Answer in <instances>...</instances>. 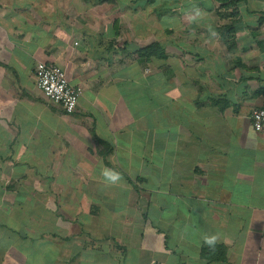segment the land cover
Instances as JSON below:
<instances>
[{"label":"crops","instance_id":"crops-1","mask_svg":"<svg viewBox=\"0 0 264 264\" xmlns=\"http://www.w3.org/2000/svg\"><path fill=\"white\" fill-rule=\"evenodd\" d=\"M178 1L0 0V264H264V0L158 13ZM196 6L203 31L180 25ZM152 44L165 59L134 54ZM38 62L82 88L73 114L37 89ZM105 166L151 189L108 186Z\"/></svg>","mask_w":264,"mask_h":264},{"label":"built area","instance_id":"built-area-1","mask_svg":"<svg viewBox=\"0 0 264 264\" xmlns=\"http://www.w3.org/2000/svg\"><path fill=\"white\" fill-rule=\"evenodd\" d=\"M34 77L37 89L47 102L61 107L68 115L76 111L82 88L71 85L61 68L38 62L34 68ZM250 119L254 132L264 133V109L253 110Z\"/></svg>","mask_w":264,"mask_h":264},{"label":"rangeland","instance_id":"rangeland-1","mask_svg":"<svg viewBox=\"0 0 264 264\" xmlns=\"http://www.w3.org/2000/svg\"><path fill=\"white\" fill-rule=\"evenodd\" d=\"M197 3H200V2H193V3H190V2H185V1H181V0H179L178 2H177V4L176 3H174L173 5H171L169 2L166 4V5H164V6H158V13H162L164 10L165 11H167V10H182V11H186V9H187V6L188 5H190V4H193V5H196ZM209 5H211V3L209 4ZM216 7V9L217 10H219L220 8L218 7V5L217 6H215ZM232 8L234 7V5L233 6H231ZM162 8V9H161ZM193 10H196V9H202V7H200V6H196V7H193L192 8ZM191 9V10H192ZM229 9H231V8H229ZM161 10V11H160ZM179 10V11H180ZM221 10V9H220ZM221 11H223L224 12V10H221ZM190 16V15H189ZM217 20H222L221 18H218ZM225 20V19H224ZM179 21H180V25H182L181 23H187V21H193V25H194V27H196V26H200V29H199V31H203V27L205 26V27H209V25L211 24V20L210 19H208L207 17H201V16H198V17H194L193 19H190L189 17L188 18H183V17H179ZM226 41V43H227V39H226V37H224V39H222V42L223 41ZM226 43H224L225 45H226ZM228 48L226 49V51L228 52ZM230 51V50H229ZM249 56H250V53L248 54V59H249ZM121 173V172H120ZM122 174V176H123V181H128V183H131V185H136V186H139L138 184L139 183H142L143 185H142V187L143 188H146L145 190H149V189H151V187H150V185H149V183H148V179H138V178H136V177H134V176H127L126 177V175H129V173H127L126 175L124 174V173H121ZM31 179L32 180H34V181H37L38 182V185H42V181H43V178H30L29 177V183H30V181H31ZM5 182H7V185H10L12 182H13V179H4L3 180V183L4 184H6ZM21 184L22 185H25L26 184V178L23 180V181H21ZM140 187V186H139ZM146 194H148V192H145V193H142L141 194V197L143 198V197H145L146 196ZM32 195V194H31ZM30 196V195H29ZM88 196H90V195H87V194H84L83 195V202H82V204L84 205L85 203L87 204V201H86V199L88 198ZM113 198L114 197H117L118 195H111ZM5 197V196H4ZM14 197H16V195L15 194H10L9 195V198H10V200L12 199V198H14ZM25 197V195L24 194H20L19 195V198H24ZM50 197V199L52 200L51 202H53V201H55V203L54 204H49L48 202V198ZM60 197V195L59 194H48V193H38V194H35V203L33 204L34 205V207H35V204H40V205H42V206H44V208H46L47 209V207L48 206H50L52 209L51 210H54V208H56L54 205L56 204V202H57V199ZM29 205H31L30 203H29ZM3 209V208H2ZM5 209V208H4ZM1 210V209H0ZM7 210V209H6ZM32 211H34V210H29V212L32 214ZM23 212H25V214H27V211H23ZM23 212L22 211H17V210H15L14 211V209H13V207H12V214L14 213V214H17V213H19V215H20V219H19V221L20 222H22V221H25V219L23 218V217H25V214H23ZM2 213H3V215H2ZM21 215H22V217H21ZM37 214H35V216H36ZM17 217V216H16ZM38 217V216H37ZM36 217V218H37ZM2 222V225L0 224V233L3 231H5V232H10V233H14V232H12L11 231V227H7V229L4 227V225L5 224H10L11 223V220H10V217H9V215H8V210H7V212L4 210V211H0V223ZM25 224V223H24ZM25 227H28V225H26ZM20 232H22V229H20Z\"/></svg>","mask_w":264,"mask_h":264},{"label":"clouds","instance_id":"clouds-1","mask_svg":"<svg viewBox=\"0 0 264 264\" xmlns=\"http://www.w3.org/2000/svg\"><path fill=\"white\" fill-rule=\"evenodd\" d=\"M201 15V12L199 9H196L193 13L190 14L189 18L193 19L194 17H198ZM213 36L216 35V33H212ZM100 176L102 178V181L108 185V186H118L123 181L122 174L117 171L114 168L111 167H102ZM219 237L215 234H206L203 236L204 243L208 245L210 248H214Z\"/></svg>","mask_w":264,"mask_h":264},{"label":"trees","instance_id":"trees-1","mask_svg":"<svg viewBox=\"0 0 264 264\" xmlns=\"http://www.w3.org/2000/svg\"><path fill=\"white\" fill-rule=\"evenodd\" d=\"M213 1L216 4H218V7L220 9H223V10L226 8L227 9L232 8L231 6L235 4L233 0H213ZM134 54L137 55L139 58L148 59V60L151 58L153 59L154 58L155 59H165L166 58L164 50L158 44H152L146 48L136 51ZM223 258H224V254L220 256H216L215 259L222 260Z\"/></svg>","mask_w":264,"mask_h":264}]
</instances>
